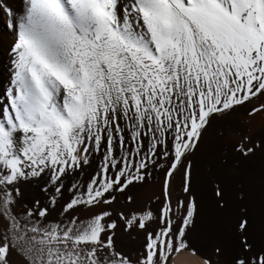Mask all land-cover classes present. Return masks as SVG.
Segmentation results:
<instances>
[{
  "label": "snow or ice",
  "instance_id": "6c2138e0",
  "mask_svg": "<svg viewBox=\"0 0 264 264\" xmlns=\"http://www.w3.org/2000/svg\"><path fill=\"white\" fill-rule=\"evenodd\" d=\"M0 22L11 36L0 264H173L185 252L219 264L221 245L209 256L189 239L193 160L239 109L264 114V0H0ZM230 151L248 159L264 138L242 134ZM154 169L158 212L117 207ZM26 184L43 199L23 201ZM118 228L140 234L132 254L117 245ZM232 233L227 264H264V233L258 241L243 208Z\"/></svg>",
  "mask_w": 264,
  "mask_h": 264
},
{
  "label": "bare ground",
  "instance_id": "6f19581e",
  "mask_svg": "<svg viewBox=\"0 0 264 264\" xmlns=\"http://www.w3.org/2000/svg\"><path fill=\"white\" fill-rule=\"evenodd\" d=\"M11 2L15 7L19 6L21 0H11ZM10 41L11 36L6 34L3 23L0 22V104L4 102L2 93L8 86L11 72L8 51ZM262 100L264 98L256 103ZM221 129L223 135H220ZM242 134H250L254 139L264 138V114L249 117L245 108L239 109L229 120L217 125L193 160L194 173L197 177L193 188L197 226L190 233V236L194 237L190 240L199 252L209 256L212 255L215 245H221L225 249V255L220 258L219 264H227L230 259L233 245L232 225L242 208L246 210L252 222L258 241L264 233V152L258 151L248 159L234 156L230 151L231 144ZM225 157H227L226 163ZM92 172V168L85 169L78 178L86 181ZM161 179L162 173L154 169L150 180H146L131 191L133 203L124 205L126 210L129 212L132 209L150 208L157 213ZM216 180L220 182L225 195L223 209L216 207L212 195V182ZM179 185L180 178L177 174L174 195L179 192ZM67 195L68 193H65V196ZM24 198L27 197H23L22 200ZM17 207L19 208V205ZM149 227L153 228L155 224ZM138 238L140 237L136 236V232L129 235L117 229V245L129 254L140 247L138 242H133ZM173 264H200V260L198 256L185 252L177 255Z\"/></svg>",
  "mask_w": 264,
  "mask_h": 264
},
{
  "label": "rangeland",
  "instance_id": "374dc122",
  "mask_svg": "<svg viewBox=\"0 0 264 264\" xmlns=\"http://www.w3.org/2000/svg\"><path fill=\"white\" fill-rule=\"evenodd\" d=\"M21 195H22V198L26 196L27 198H24L23 201L27 200V202H29V203L32 201V199L34 197H40L41 199H43L42 194L39 192L38 186L35 185V184L21 185ZM116 206L123 208L126 214L128 213V211L124 207V204H119L118 203ZM136 236L140 237V238L134 240L133 242H138V245L140 246V244H141V241H140L141 240V236H140V234L138 232H136ZM189 239H194V237L193 236H189Z\"/></svg>",
  "mask_w": 264,
  "mask_h": 264
}]
</instances>
